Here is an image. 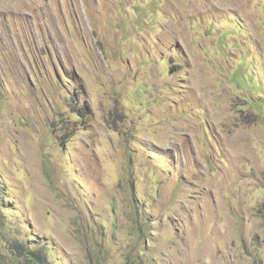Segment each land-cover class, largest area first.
Returning <instances> with one entry per match:
<instances>
[{
	"label": "rangeland",
	"instance_id": "1",
	"mask_svg": "<svg viewBox=\"0 0 264 264\" xmlns=\"http://www.w3.org/2000/svg\"><path fill=\"white\" fill-rule=\"evenodd\" d=\"M15 242L264 264V0H0V264Z\"/></svg>",
	"mask_w": 264,
	"mask_h": 264
},
{
	"label": "trees",
	"instance_id": "2",
	"mask_svg": "<svg viewBox=\"0 0 264 264\" xmlns=\"http://www.w3.org/2000/svg\"><path fill=\"white\" fill-rule=\"evenodd\" d=\"M73 101V100H72ZM14 247L17 249V252L20 253L21 256L28 257L27 260L30 264H46V260L42 252L38 251H30L27 250L26 246L23 243L15 242ZM127 262L126 264H136V262Z\"/></svg>",
	"mask_w": 264,
	"mask_h": 264
}]
</instances>
